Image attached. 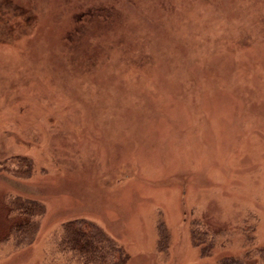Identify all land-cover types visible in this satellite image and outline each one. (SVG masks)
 <instances>
[{
    "label": "rangeland",
    "instance_id": "374dc122",
    "mask_svg": "<svg viewBox=\"0 0 264 264\" xmlns=\"http://www.w3.org/2000/svg\"><path fill=\"white\" fill-rule=\"evenodd\" d=\"M8 158L45 213L0 264H70L71 221L124 264H264V0H0Z\"/></svg>",
    "mask_w": 264,
    "mask_h": 264
},
{
    "label": "trees",
    "instance_id": "16d2710c",
    "mask_svg": "<svg viewBox=\"0 0 264 264\" xmlns=\"http://www.w3.org/2000/svg\"><path fill=\"white\" fill-rule=\"evenodd\" d=\"M14 160L8 158L0 162V173L18 179L29 177L31 167L28 162ZM0 206L12 222L8 233L0 237V246L13 244L21 248L32 245L45 213L43 206L34 200L9 194L0 198ZM55 249L70 264H124L117 244L95 225L85 221L64 224L56 238ZM260 261L264 262V254Z\"/></svg>",
    "mask_w": 264,
    "mask_h": 264
}]
</instances>
